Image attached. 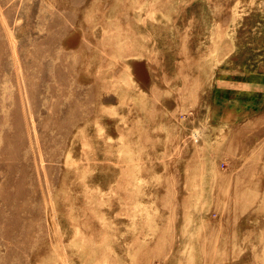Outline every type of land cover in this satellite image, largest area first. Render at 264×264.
<instances>
[{"label":"rangeland","instance_id":"rangeland-1","mask_svg":"<svg viewBox=\"0 0 264 264\" xmlns=\"http://www.w3.org/2000/svg\"><path fill=\"white\" fill-rule=\"evenodd\" d=\"M0 264H264V0H0Z\"/></svg>","mask_w":264,"mask_h":264},{"label":"bare ground","instance_id":"bare-ground-1","mask_svg":"<svg viewBox=\"0 0 264 264\" xmlns=\"http://www.w3.org/2000/svg\"><path fill=\"white\" fill-rule=\"evenodd\" d=\"M186 61V60H185ZM25 224V223H24ZM91 229V228H90Z\"/></svg>","mask_w":264,"mask_h":264}]
</instances>
